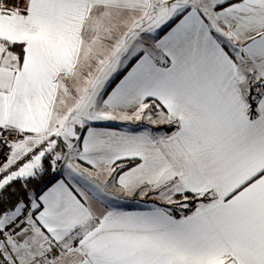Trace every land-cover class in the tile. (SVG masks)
I'll return each mask as SVG.
<instances>
[{"label":"snow or ice","instance_id":"1","mask_svg":"<svg viewBox=\"0 0 264 264\" xmlns=\"http://www.w3.org/2000/svg\"><path fill=\"white\" fill-rule=\"evenodd\" d=\"M0 264H264V0H0Z\"/></svg>","mask_w":264,"mask_h":264}]
</instances>
